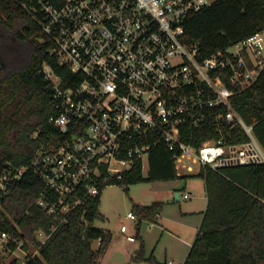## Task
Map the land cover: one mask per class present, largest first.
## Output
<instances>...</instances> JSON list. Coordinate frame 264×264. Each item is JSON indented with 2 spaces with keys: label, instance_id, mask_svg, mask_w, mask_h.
<instances>
[{
  "label": "built area",
  "instance_id": "built-area-1",
  "mask_svg": "<svg viewBox=\"0 0 264 264\" xmlns=\"http://www.w3.org/2000/svg\"><path fill=\"white\" fill-rule=\"evenodd\" d=\"M205 5L206 0H33L26 6L44 32L45 53L70 73L71 83L43 63L57 111L49 119L55 132L41 126L34 133L39 146L28 165L7 163L0 174V210L12 182L35 173L44 183L37 203L56 221L51 232L36 231L45 242L89 197L122 180L137 160L148 159L153 145L164 143L176 166L190 171L194 165L264 162L253 125L231 101L264 70L263 32L203 57L184 35L187 17ZM203 125L218 136L196 146L192 131ZM238 127L249 140L227 142ZM127 218L135 222L138 215L129 212ZM9 237L0 233V244Z\"/></svg>",
  "mask_w": 264,
  "mask_h": 264
},
{
  "label": "trees",
  "instance_id": "trees-1",
  "mask_svg": "<svg viewBox=\"0 0 264 264\" xmlns=\"http://www.w3.org/2000/svg\"><path fill=\"white\" fill-rule=\"evenodd\" d=\"M33 0H0V174L11 163L16 167L28 165L39 146L34 133L43 126L55 132L49 119L57 114L52 101V88L41 69L51 64L70 84V73L58 66L56 59L45 53L44 32L26 6ZM264 31V0H214L191 13L185 21L186 42H196L200 53L209 56L257 32ZM22 42L27 47L28 61L24 68L3 72V42ZM68 78V79H67ZM232 105L248 125L264 150V70L247 90L232 97ZM196 146L217 137L209 125L192 131ZM249 140L242 127L231 130L229 143ZM148 174L143 161L137 160L132 171L119 182L173 180L178 177L174 153L164 143L153 145L148 157ZM205 180L207 207L188 256L182 264H264V162L226 166L213 169L201 167L196 174ZM44 183L32 171L12 182L2 197L0 233L10 234L4 244L0 264H99L109 247L111 230L94 226L101 218V194L89 197L84 206L68 215V222L56 228L42 242L36 231L51 232L56 223L38 205ZM138 225L143 220L154 221L160 215L163 202L135 205ZM133 258L148 264L160 262L152 253L145 254L141 237ZM99 241L97 248L93 243ZM21 242L23 244L20 246ZM35 252L31 253V247ZM19 248L26 252L21 258L6 260Z\"/></svg>",
  "mask_w": 264,
  "mask_h": 264
},
{
  "label": "rangeland",
  "instance_id": "rangeland-1",
  "mask_svg": "<svg viewBox=\"0 0 264 264\" xmlns=\"http://www.w3.org/2000/svg\"><path fill=\"white\" fill-rule=\"evenodd\" d=\"M214 0H206V4H211ZM264 36V31H263ZM3 72H11L17 69H22L26 66L28 61L27 47L22 42H3ZM197 168V166H195ZM149 164L148 159L144 160L143 172L145 175L148 174ZM187 170L181 169L180 172L185 174ZM192 177H178L172 180H160V181H143L134 184H128L127 190L119 182H114L107 185L101 193L100 212L102 213L101 218H96L94 226L100 229H108L113 232V242L109 248V252L105 257L102 264H124L127 262V255L130 254V250L136 248L140 244V239L132 234H128L130 237H124L123 241L116 240V235L121 229L122 225H125L129 230L132 231L134 227L131 223H135L127 218L129 212H136L135 205L140 203L151 204L153 201L161 198L167 201L168 197L165 196L164 187L175 185L182 188V185L189 181ZM168 203V202H167ZM184 204V201L182 202ZM179 207V203L171 200L170 204ZM167 215L170 213H166ZM150 222L143 221L140 226L141 239L144 241L145 254L149 256L154 252V255L158 257V260L162 263L165 262L166 248L172 250L175 244V238L165 234L162 237L161 232L154 229V232L149 230ZM149 231V232H148ZM160 232V233H159ZM150 235V237H147ZM154 237H151L153 235ZM170 234V233H168ZM36 235V234H35ZM37 237V236H36ZM1 242V241H0ZM95 248V247H94ZM139 248H137L138 250ZM31 253L35 252V248L32 246ZM4 255V244H0V257ZM6 260L9 262L14 258H23L26 252L19 248L13 254H5ZM178 264V262L176 263Z\"/></svg>",
  "mask_w": 264,
  "mask_h": 264
},
{
  "label": "crops",
  "instance_id": "crops-1",
  "mask_svg": "<svg viewBox=\"0 0 264 264\" xmlns=\"http://www.w3.org/2000/svg\"><path fill=\"white\" fill-rule=\"evenodd\" d=\"M143 166H144V162H143ZM195 166L197 165H194V170L192 171L181 166L179 167L176 166L179 176L186 178L192 177V178H190L189 181H186V183L182 185L181 189L175 185L164 187L163 190L165 196L168 197V200L165 201L162 200L161 198H158V200L152 202V203L163 202V208L160 215H158V217L154 221L143 220L150 222L149 225L150 232H154V229L158 228L157 230L161 232L162 237H164V235L167 234L170 237L175 238L174 240L176 245H174L173 249L169 250V247L166 248L165 262H167L168 264H176L177 262L178 264H182L185 261L193 245V242L199 233V228L203 219L204 211L206 210L207 207L208 200H207L205 180L202 177L196 175L201 168H199L198 166L197 168H195ZM181 169L187 170L186 173L185 174L181 173L180 172ZM185 194H189V197L185 198L184 196ZM172 199L179 203V207L176 206L174 208L173 207L174 205H168L169 207H166L167 204H170ZM183 201L184 204L182 203ZM138 205H148V204L140 203ZM166 213H170V214L167 215ZM141 224L138 225L136 221L135 223H131V225L134 227L132 231L129 230V227L125 231H122V229H120V231L116 235V240L123 241L125 239L124 237H130L128 234H126L127 232L129 234H132V236L141 237L142 236L140 233ZM152 234L153 235H151V237H154V233ZM147 237H150L148 233H147ZM112 242L113 239L109 247L107 248L105 254L99 260V264H102L105 257L107 256ZM98 245H99V241H95L93 243V246L95 248H97ZM139 246L140 244H138L136 248L130 250V254L128 253L127 255V262L124 264H148L147 262H137L134 260L133 256L137 251V248H139ZM156 258L158 260L157 255Z\"/></svg>",
  "mask_w": 264,
  "mask_h": 264
}]
</instances>
